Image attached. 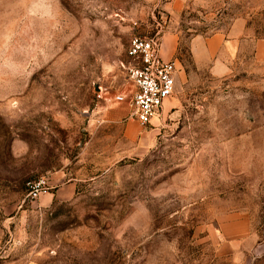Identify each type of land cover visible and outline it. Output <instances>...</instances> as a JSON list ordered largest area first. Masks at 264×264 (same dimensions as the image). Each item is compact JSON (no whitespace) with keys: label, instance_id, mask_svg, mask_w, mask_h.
<instances>
[{"label":"rangeland","instance_id":"obj_1","mask_svg":"<svg viewBox=\"0 0 264 264\" xmlns=\"http://www.w3.org/2000/svg\"><path fill=\"white\" fill-rule=\"evenodd\" d=\"M217 35L219 73L192 54ZM134 37L181 79L130 132ZM0 264H264V0H0Z\"/></svg>","mask_w":264,"mask_h":264},{"label":"built area","instance_id":"obj_2","mask_svg":"<svg viewBox=\"0 0 264 264\" xmlns=\"http://www.w3.org/2000/svg\"><path fill=\"white\" fill-rule=\"evenodd\" d=\"M125 67L134 86L130 100L131 119L146 127L163 113L164 105L176 92L178 68L173 60L160 54L158 40L134 37L127 51ZM48 181L40 180L31 186L35 198L47 192Z\"/></svg>","mask_w":264,"mask_h":264},{"label":"crops","instance_id":"obj_3","mask_svg":"<svg viewBox=\"0 0 264 264\" xmlns=\"http://www.w3.org/2000/svg\"><path fill=\"white\" fill-rule=\"evenodd\" d=\"M224 45H225V39H224V36L222 35H217V36H214L213 38L206 39V40H202L201 38H196L192 42V54H193L194 60L200 66H202L203 64L205 65L206 63L207 64L210 63V61H212V59L214 58H217L218 60L219 59L218 57H220L222 49L225 47ZM175 51H176V45L174 44V41L167 40L166 42L163 43L162 49H160V54L165 60H168V61L173 60L176 62V65H178L179 63L178 60L174 59ZM222 66H223L222 61L218 60L215 62L214 70L219 73L220 70L222 69ZM180 79H181V70L178 68L177 80H176V90L178 87V83L180 82ZM128 82L131 87V91L130 93H128L129 96L127 95V97L129 98L128 101H129V107H130V100L134 92V86L131 83V81L128 80ZM172 98L173 97H171L170 99ZM170 99L166 101L164 105L163 113ZM130 113H131V108H130ZM158 118L159 117L155 118L152 121V123H150L149 125H153L154 121L157 120ZM137 123L138 122L136 121L132 123H128L127 125L128 131L132 132L134 129L139 128ZM50 190H51V186H50V183H48L47 192L43 193L39 197L40 199L44 196L45 197L44 202L46 204H49L50 202H53L54 200H58V201L69 200L71 196L73 195L74 186L69 185L68 187H65V188H59L56 192L52 194L50 193ZM222 232H223L224 238L227 239L228 241H231V243L234 244L233 246H236V244L238 243L240 239L251 236L250 223L245 219H237L233 222L225 224L223 226Z\"/></svg>","mask_w":264,"mask_h":264}]
</instances>
